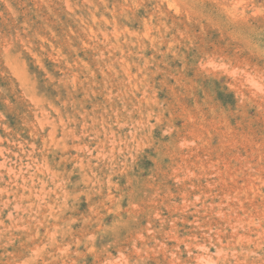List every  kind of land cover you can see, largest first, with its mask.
I'll list each match as a JSON object with an SVG mask.
<instances>
[{"label":"rangeland","instance_id":"rangeland-1","mask_svg":"<svg viewBox=\"0 0 264 264\" xmlns=\"http://www.w3.org/2000/svg\"><path fill=\"white\" fill-rule=\"evenodd\" d=\"M0 264H264V0H0Z\"/></svg>","mask_w":264,"mask_h":264},{"label":"bare ground","instance_id":"bare-ground-1","mask_svg":"<svg viewBox=\"0 0 264 264\" xmlns=\"http://www.w3.org/2000/svg\"><path fill=\"white\" fill-rule=\"evenodd\" d=\"M22 60V59H21ZM21 72V71H20Z\"/></svg>","mask_w":264,"mask_h":264}]
</instances>
